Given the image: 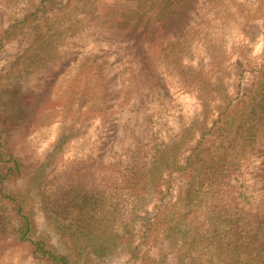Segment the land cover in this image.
<instances>
[{
    "label": "rangeland",
    "instance_id": "374dc122",
    "mask_svg": "<svg viewBox=\"0 0 264 264\" xmlns=\"http://www.w3.org/2000/svg\"><path fill=\"white\" fill-rule=\"evenodd\" d=\"M215 1L146 0L141 10L140 0H64L42 15L21 58L0 74L8 150L32 167L54 147L61 149L38 196L42 218L49 216L56 230L45 228L43 235L53 239L56 251L64 233L89 238L121 232L131 218L154 143L175 140L198 106L182 79L173 80L166 57L189 32L210 31ZM236 1L243 4L234 9L236 16L264 28V0ZM221 36L217 50L239 41L235 31ZM259 48L260 43L248 57L256 71L242 73L255 84L234 105L239 114L228 137L182 183L167 210L164 236L177 250L176 264H264ZM234 67L222 68L235 73ZM226 76L224 84L234 79ZM234 83L229 81L230 90ZM10 209L0 196V264H55L48 255L32 256L31 244L13 231Z\"/></svg>",
    "mask_w": 264,
    "mask_h": 264
},
{
    "label": "trees",
    "instance_id": "16d2710c",
    "mask_svg": "<svg viewBox=\"0 0 264 264\" xmlns=\"http://www.w3.org/2000/svg\"><path fill=\"white\" fill-rule=\"evenodd\" d=\"M216 1L212 11L214 18L208 24L210 31L205 29L194 37L190 35L194 32H189L181 42L173 43L171 53L166 57L170 58L167 63L174 68L172 79L177 82L181 78L183 88L195 95L197 110L175 140L161 138L163 140L154 143L145 188L121 232L87 238L74 231H61L64 234L57 236L61 245L56 251L53 239L43 235L45 228L47 231L56 230L51 228L53 222L49 216L43 220L45 210L38 196L61 149L56 146L50 157L47 155L37 165L27 166L8 150L7 123L0 116V196L11 204L13 231L21 235L20 241L31 244L32 256L44 258L48 255L47 258L55 264H176L177 250L164 236L168 208L177 199L182 183L228 137L233 119L239 114L234 105L240 103L245 92L253 89L255 84L254 79L248 80L242 73L256 71L251 56L248 57L259 43L262 49H258V58L262 60L264 57V38L259 40L264 32L263 26L248 25L249 22L244 20L248 19L247 16L235 15L237 10L234 9L243 6L242 3ZM145 3L146 0H140L141 10L146 9ZM63 4L64 0H38L37 5L31 7L25 0H0V74L21 58L31 29L42 15L61 8ZM229 31H235L238 43L229 44L226 51L217 50L220 41L216 35L228 36ZM196 40L197 45H194ZM236 59L241 61L237 63ZM230 64L235 65V73L222 68ZM225 75L228 79L233 75L234 79L229 80L235 81L232 90L229 81L225 84L221 81ZM48 246L51 248L46 249Z\"/></svg>",
    "mask_w": 264,
    "mask_h": 264
}]
</instances>
